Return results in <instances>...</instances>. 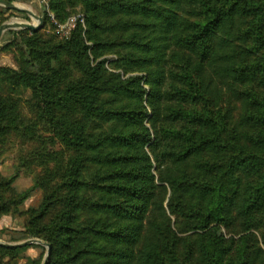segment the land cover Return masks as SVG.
<instances>
[{
	"label": "trees",
	"instance_id": "obj_1",
	"mask_svg": "<svg viewBox=\"0 0 264 264\" xmlns=\"http://www.w3.org/2000/svg\"><path fill=\"white\" fill-rule=\"evenodd\" d=\"M61 1L51 12L81 5L85 37L23 30L1 49L0 154L17 165L0 218H26L14 241L45 242L48 264H264V0ZM85 40L147 76L92 66ZM28 248L0 245V264Z\"/></svg>",
	"mask_w": 264,
	"mask_h": 264
},
{
	"label": "rangeland",
	"instance_id": "obj_2",
	"mask_svg": "<svg viewBox=\"0 0 264 264\" xmlns=\"http://www.w3.org/2000/svg\"><path fill=\"white\" fill-rule=\"evenodd\" d=\"M11 1V0H8ZM61 1V0H60ZM62 2V1H61ZM12 3L20 7L21 9H25L34 13L37 17L43 18L46 20V24L44 23L43 28L41 29L43 33L56 36L59 38V41H67L72 37L73 32L77 29L81 28L83 32L82 35L85 37V16L86 14L83 12L81 5L78 6H66V16L65 20H59L54 16L51 12L49 0L46 1V4L41 0H13ZM65 6V5H64ZM82 19L84 23H82ZM28 23L32 25H38V22L26 15L21 11H12L6 8L0 7V27L5 23ZM23 30H8L4 33L0 40V67H7L6 65L14 68L12 63V52L13 50L10 47H7L6 50L1 51L2 47H6L14 40V36L16 33ZM85 44L89 47L88 56L91 60V65L96 66L99 62H103V66L105 69H108V72L113 74H119L122 79H127L128 77H134L136 75L139 76H147L145 73H139L132 71L131 65H123L120 63L119 55L120 51H112L108 52L107 47L99 50L97 53H94V50L91 51L92 42H88L85 40ZM5 65V66H3ZM123 65V66H122ZM125 69V70H124ZM166 78L168 79V74H166ZM146 79L143 81L145 83ZM161 89V84H158ZM148 91V86H145ZM131 103V101H130ZM15 150V149H13ZM157 152V151H155ZM154 155V154H153ZM154 157V156H153ZM155 163V162H154ZM17 165L16 160V151L6 152L0 154V174L4 177H10L15 173V168ZM40 171V170H39ZM152 173L155 174L154 167L152 169ZM34 174H26L21 175L14 183V187L19 192H24L31 189L34 185L35 175ZM43 191L40 189L35 190L30 197L19 207L20 212H25L30 208H37L43 202ZM26 226V218L25 216L20 215H6L0 218V243L5 244H20L26 241H39L41 242L27 246L29 247L25 252L21 253L16 260L10 262V264H44L46 255H47V244L39 239L31 238L25 239L21 241H14V239L19 238L23 234H26L25 230ZM32 261V262H29ZM9 259H4V262H8ZM48 264V263H47Z\"/></svg>",
	"mask_w": 264,
	"mask_h": 264
},
{
	"label": "water",
	"instance_id": "obj_3",
	"mask_svg": "<svg viewBox=\"0 0 264 264\" xmlns=\"http://www.w3.org/2000/svg\"><path fill=\"white\" fill-rule=\"evenodd\" d=\"M0 7L6 8L8 10H12V11H21L23 13H25L26 15L30 16L31 18H33L34 20H36L38 22V25H32V24H28V23H5L0 27V40L2 38V36L4 35V33L8 30H25V31H31V32H38L39 30H41L44 26V20L43 18L37 17L34 13L27 11L25 9H21L18 8L14 3L10 2V1H5V0H0ZM36 243H41L39 241H26L20 244H5V243H0L1 246L6 247V248H17V247H27ZM47 247V255L44 261V264H47L49 261V257H50V246H46Z\"/></svg>",
	"mask_w": 264,
	"mask_h": 264
},
{
	"label": "built area",
	"instance_id": "obj_4",
	"mask_svg": "<svg viewBox=\"0 0 264 264\" xmlns=\"http://www.w3.org/2000/svg\"><path fill=\"white\" fill-rule=\"evenodd\" d=\"M5 1H8V0H5ZM41 1L46 4L47 0H41ZM82 23H84L83 19H82Z\"/></svg>",
	"mask_w": 264,
	"mask_h": 264
},
{
	"label": "crops",
	"instance_id": "obj_5",
	"mask_svg": "<svg viewBox=\"0 0 264 264\" xmlns=\"http://www.w3.org/2000/svg\"><path fill=\"white\" fill-rule=\"evenodd\" d=\"M3 66H5V65H3ZM6 66H8V65H6ZM11 65H10V63H9V66L8 67H10Z\"/></svg>",
	"mask_w": 264,
	"mask_h": 264
},
{
	"label": "bare ground",
	"instance_id": "obj_6",
	"mask_svg": "<svg viewBox=\"0 0 264 264\" xmlns=\"http://www.w3.org/2000/svg\"><path fill=\"white\" fill-rule=\"evenodd\" d=\"M17 6V5H16ZM18 7V6H17ZM18 8H20V7H18Z\"/></svg>",
	"mask_w": 264,
	"mask_h": 264
}]
</instances>
